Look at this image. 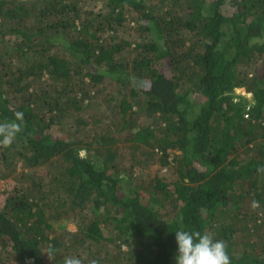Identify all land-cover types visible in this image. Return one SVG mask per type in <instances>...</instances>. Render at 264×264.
I'll list each match as a JSON object with an SVG mask.
<instances>
[{
    "label": "trees",
    "instance_id": "obj_1",
    "mask_svg": "<svg viewBox=\"0 0 264 264\" xmlns=\"http://www.w3.org/2000/svg\"><path fill=\"white\" fill-rule=\"evenodd\" d=\"M17 111L0 264H175L178 229L264 264V0H0Z\"/></svg>",
    "mask_w": 264,
    "mask_h": 264
},
{
    "label": "clouds",
    "instance_id": "obj_2",
    "mask_svg": "<svg viewBox=\"0 0 264 264\" xmlns=\"http://www.w3.org/2000/svg\"><path fill=\"white\" fill-rule=\"evenodd\" d=\"M16 119L11 122L0 123V144L8 145L12 142L23 120V113L17 111ZM176 241L175 264H229V256L223 240H216L207 232L178 229L174 231ZM53 248L46 252L50 257ZM63 264H82V259L76 256L64 258Z\"/></svg>",
    "mask_w": 264,
    "mask_h": 264
},
{
    "label": "rangeland",
    "instance_id": "obj_3",
    "mask_svg": "<svg viewBox=\"0 0 264 264\" xmlns=\"http://www.w3.org/2000/svg\"><path fill=\"white\" fill-rule=\"evenodd\" d=\"M236 92L239 93V94H244V95H247L248 97H251V94L247 93L245 88H243V87H238ZM158 166L159 165L157 163L151 165V168H150L151 171L150 172L151 173H155V171L157 170ZM163 170H165V169H163ZM12 185H13L12 179H10V180H1L0 179V191H3L4 189H9V188L12 187ZM64 227H68V229L74 230L76 226H75L74 223H72V221H68V222L66 221V222H63V224L60 225V229L64 228Z\"/></svg>",
    "mask_w": 264,
    "mask_h": 264
}]
</instances>
